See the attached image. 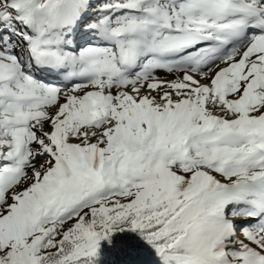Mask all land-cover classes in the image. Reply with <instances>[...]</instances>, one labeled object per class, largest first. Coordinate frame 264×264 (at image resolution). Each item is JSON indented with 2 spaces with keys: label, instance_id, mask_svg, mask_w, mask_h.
<instances>
[{
  "label": "snow or ice",
  "instance_id": "1",
  "mask_svg": "<svg viewBox=\"0 0 264 264\" xmlns=\"http://www.w3.org/2000/svg\"><path fill=\"white\" fill-rule=\"evenodd\" d=\"M0 264H264V0H0Z\"/></svg>",
  "mask_w": 264,
  "mask_h": 264
}]
</instances>
